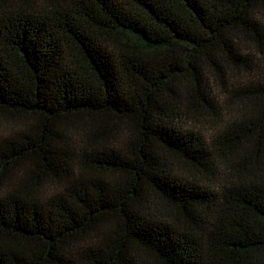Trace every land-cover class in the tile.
<instances>
[{
  "label": "trees",
  "instance_id": "obj_1",
  "mask_svg": "<svg viewBox=\"0 0 264 264\" xmlns=\"http://www.w3.org/2000/svg\"><path fill=\"white\" fill-rule=\"evenodd\" d=\"M0 264H264V0H0Z\"/></svg>",
  "mask_w": 264,
  "mask_h": 264
}]
</instances>
